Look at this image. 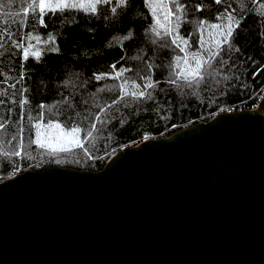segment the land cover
Wrapping results in <instances>:
<instances>
[{"label":"water","instance_id":"95a60500","mask_svg":"<svg viewBox=\"0 0 264 264\" xmlns=\"http://www.w3.org/2000/svg\"><path fill=\"white\" fill-rule=\"evenodd\" d=\"M0 264H264V94L96 171L0 181Z\"/></svg>","mask_w":264,"mask_h":264},{"label":"trees","instance_id":"16d2710c","mask_svg":"<svg viewBox=\"0 0 264 264\" xmlns=\"http://www.w3.org/2000/svg\"><path fill=\"white\" fill-rule=\"evenodd\" d=\"M182 2L186 5L185 19L190 22H221L217 17L226 10H235L237 18L241 15V0ZM243 2L246 18L233 34L232 47L225 45L211 62V69L205 66L204 79L189 87L183 80L169 83L174 78L175 58L184 53L170 46L168 38H154L149 28L155 21L143 0H132L117 15L110 11L114 4L100 5L95 16L76 9L47 13V28H41L35 15L24 14L20 5L25 0H13L12 7L0 12V30L7 27L16 40L29 32L40 36L41 59L25 61L22 50L9 39L0 47V181L49 165L96 171L116 151L145 137L170 135L221 111L256 107L264 94V8L260 7L264 0ZM197 4L203 5V11L195 10ZM130 29L133 38L123 40ZM49 33L56 37L59 51L45 50L43 39ZM180 35L191 36L186 49L189 54L199 49L201 36L194 23H185ZM203 39L206 48L212 44L208 31ZM121 68L132 71L119 80L112 79ZM98 74L110 75L98 81ZM146 75L156 82L147 90L151 98L127 95L121 99L120 83L127 80L129 92L136 90L134 82L143 90ZM101 88L105 90L99 91ZM41 112L44 126L40 138L53 146L63 142L66 151L35 143V125ZM49 121L51 128L47 127ZM74 126L82 129L78 134L82 147L69 143L74 139L69 134Z\"/></svg>","mask_w":264,"mask_h":264},{"label":"snow or ice","instance_id":"6c2138e0","mask_svg":"<svg viewBox=\"0 0 264 264\" xmlns=\"http://www.w3.org/2000/svg\"><path fill=\"white\" fill-rule=\"evenodd\" d=\"M215 4H221L222 0H214ZM13 0H0V12L3 10L12 7ZM144 5L150 9L151 15L154 18L155 23L152 24L149 28V31L153 34L154 38H168L170 46H173L175 49H178L180 52H183L184 55L176 56L175 58V70L172 72L174 77L169 81L171 84H177L179 80H183L189 87L192 86L193 82L199 83L204 79L205 66L209 69L212 67V61L220 56L221 50L227 45L229 48L232 47V37L236 29L240 27L243 22V19L246 17L243 16L245 10V5L243 0H241V15L237 18L234 15V11L226 10L225 13H221L217 20L221 22H208L207 20L201 19L194 22L187 21L185 19L186 5L182 0H143ZM110 8V11L113 15L118 14V10H123V8L132 4V0H31L27 2L25 0L24 4H21L20 7L24 9V14L29 13L35 15L37 22L41 28H47L45 23V14H57L59 12H64L68 9H76L78 11H83L89 13L93 16L98 15L100 5H113ZM264 8V5H260ZM196 11H203V5L197 4L195 6ZM264 15V13H262ZM107 19V17H105ZM226 20V23L224 22ZM185 23H194L196 30L199 31L201 39L199 40V49L196 52L189 54L186 49L189 46V41L191 36L187 38L180 35V29ZM35 27V24H33ZM132 31L130 29L129 34H126L123 37V40H130L133 38ZM209 32V38L212 40V44L207 45L203 39L205 32ZM9 39L15 45V47L20 48L23 52V58L25 61H28L30 58L35 59L39 62L41 59V40L40 36H33L31 32L26 33L25 36L20 37L18 40L12 39V33L7 27L3 30H0V47H3V40ZM35 41V44H33ZM56 37L49 33L46 39H43V46L46 51L55 52L59 51V48L55 46ZM156 42L155 39L152 41ZM51 45V47H48ZM206 48V51H205ZM30 49H35L30 51ZM115 68V65H112ZM147 68L151 70L152 65H147ZM131 68H121L119 71H116L114 75H111L112 79L119 80L125 72H131ZM110 74H98L95 76L96 80H104L109 78ZM143 79L145 83L143 85V90H141V85L135 83V89L131 92L128 90V81L124 80L118 85L121 90V99L124 96L131 95L136 99H141L146 96L150 97L148 89L155 87V81L151 79L150 76H144ZM108 91H111V88H108ZM104 88L99 89V91H104ZM23 101L22 103H26ZM113 103H116L114 100ZM45 106L40 105V108L43 109ZM31 119V117H29ZM99 119V116H97ZM43 112L40 113L39 120L35 125L37 131V139L35 143L38 144L41 148L47 147L53 151H66L67 149L63 146V142L58 143L56 146H53L52 143L42 140L40 137L42 135L40 129L43 127ZM0 127H3V124L0 123ZM48 128L53 127L51 121H49ZM55 127L59 128L60 125L56 124ZM93 129H95V124H93ZM82 131L79 126H74L71 128L69 133L74 137L69 143H75L78 147H82L78 134ZM88 136H91L92 133L88 132ZM147 139V137H145ZM15 155H20V152H16Z\"/></svg>","mask_w":264,"mask_h":264},{"label":"built area","instance_id":"2783aa9c","mask_svg":"<svg viewBox=\"0 0 264 264\" xmlns=\"http://www.w3.org/2000/svg\"><path fill=\"white\" fill-rule=\"evenodd\" d=\"M228 111H229V110H228ZM16 174H17V173H16ZM16 174H14V175H16ZM14 175H13V176H14Z\"/></svg>","mask_w":264,"mask_h":264}]
</instances>
